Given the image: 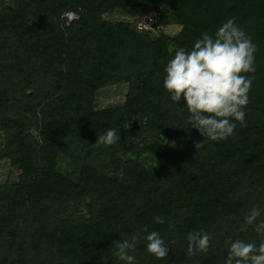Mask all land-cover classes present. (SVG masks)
Here are the masks:
<instances>
[{
	"label": "trees",
	"instance_id": "1",
	"mask_svg": "<svg viewBox=\"0 0 264 264\" xmlns=\"http://www.w3.org/2000/svg\"><path fill=\"white\" fill-rule=\"evenodd\" d=\"M122 11L155 12L160 34L104 17ZM229 18L257 45L256 70L241 73L244 125L211 141L170 100L164 69ZM171 24L192 33L170 36ZM112 85L125 102L96 108ZM108 128L121 139L95 143ZM2 159L17 175L0 184V264H124L114 242L137 234L135 264H223L229 238L264 243L244 219L255 206L264 221V0H0ZM195 230L211 239L190 256ZM151 231L163 258L144 246Z\"/></svg>",
	"mask_w": 264,
	"mask_h": 264
},
{
	"label": "clouds",
	"instance_id": "2",
	"mask_svg": "<svg viewBox=\"0 0 264 264\" xmlns=\"http://www.w3.org/2000/svg\"><path fill=\"white\" fill-rule=\"evenodd\" d=\"M256 51L257 45L234 18L227 19L214 35L202 33L191 50L175 49L164 69L163 86L176 106L182 99L186 102L183 107L187 108L191 128L211 141H218L233 135L237 122L244 125L252 80L241 73L255 72ZM120 139L117 129L108 128L98 133L95 143L110 146ZM200 146L202 142L196 144V148ZM260 211L253 206L244 219L249 225L256 223L257 232H264V221L257 223ZM154 220L158 224L165 222L162 216H155ZM138 238L137 234L114 242L115 255L124 264H135L130 250L135 248ZM210 239L211 233L204 230L188 232V255L206 253ZM144 240L147 252L157 258L168 254L169 246L158 231H151ZM227 244L223 264H264V243L229 238Z\"/></svg>",
	"mask_w": 264,
	"mask_h": 264
},
{
	"label": "rangeland",
	"instance_id": "3",
	"mask_svg": "<svg viewBox=\"0 0 264 264\" xmlns=\"http://www.w3.org/2000/svg\"><path fill=\"white\" fill-rule=\"evenodd\" d=\"M158 14V13H157ZM69 19H73L76 17L74 13H67L66 14ZM154 15L153 20L147 22L144 27V30H139L138 25L145 19L150 18ZM105 19L109 21H123L128 22L132 25V28L135 30H139L142 32H146L152 34V36L157 37L161 29L155 26H150L152 22L157 20L158 16H156L155 12H139V13H132L129 11H122L113 14H105ZM164 32L170 36H187L190 35L192 32L186 29L183 26L179 25H168L164 28ZM126 85H112L105 88H101L96 92V100H95V107L98 109H104L111 106H118L122 105L125 102V93H126ZM17 175V172H13L10 164L9 159H2L0 160V184L5 182L8 179H13Z\"/></svg>",
	"mask_w": 264,
	"mask_h": 264
},
{
	"label": "built area",
	"instance_id": "4",
	"mask_svg": "<svg viewBox=\"0 0 264 264\" xmlns=\"http://www.w3.org/2000/svg\"><path fill=\"white\" fill-rule=\"evenodd\" d=\"M154 15H152L149 19L145 18L139 25V30H144L145 25L147 24V22H149L150 20H153ZM150 26H153L152 24H150Z\"/></svg>",
	"mask_w": 264,
	"mask_h": 264
}]
</instances>
